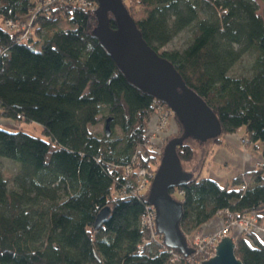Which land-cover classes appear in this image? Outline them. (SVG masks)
Returning <instances> with one entry per match:
<instances>
[{"label":"trees","instance_id":"trees-1","mask_svg":"<svg viewBox=\"0 0 264 264\" xmlns=\"http://www.w3.org/2000/svg\"><path fill=\"white\" fill-rule=\"evenodd\" d=\"M123 1L147 44L171 61L216 113L221 133L243 127L247 141L262 147L260 163L230 181L192 176L169 190L182 202V234L188 241L222 208L236 217L256 213L260 222L264 20L258 4ZM7 18L29 24L26 40L3 25ZM93 24L91 9L75 0H0V114L16 124L39 123L46 136L0 127V157L18 161L10 177L0 166V264H168L162 240L151 239L140 225L148 192L139 187L138 174L155 172L160 161L163 148L149 137V123L168 106L129 84L91 35ZM110 24L115 26L114 19ZM186 29L185 45L161 49ZM248 54V71L233 73ZM108 117V133L92 128L102 120L106 125ZM172 120L178 131L175 115L168 125L173 127ZM156 132L165 141L174 130ZM192 152L185 141L177 146L182 160ZM104 206L109 215L95 228ZM250 241L236 236L234 253L242 264H264V241L254 233Z\"/></svg>","mask_w":264,"mask_h":264},{"label":"water","instance_id":"water-1","mask_svg":"<svg viewBox=\"0 0 264 264\" xmlns=\"http://www.w3.org/2000/svg\"><path fill=\"white\" fill-rule=\"evenodd\" d=\"M96 3V8L92 10L95 20L90 29L91 35L113 59L117 70L129 84L166 104L182 126L181 133L168 139L163 146L146 200L155 208L156 230L163 235L164 245L189 255L193 247L187 244L179 223L182 202L169 191L185 184L193 176L181 168L177 146L188 137L200 141L217 138L221 133V124L210 105L183 81L174 64L143 39L123 0H96ZM111 18L115 21L114 27L110 24ZM109 120L110 117L106 118L107 133ZM109 212V206L98 211L95 228L104 222ZM234 239L231 235H223L216 242L213 256L200 260L198 264H242L234 253Z\"/></svg>","mask_w":264,"mask_h":264},{"label":"rangeland","instance_id":"rangeland-1","mask_svg":"<svg viewBox=\"0 0 264 264\" xmlns=\"http://www.w3.org/2000/svg\"><path fill=\"white\" fill-rule=\"evenodd\" d=\"M254 1L258 4L257 12L260 13L264 20V0ZM96 6L95 4H93L91 11L95 9ZM30 15L31 13H28L25 16V19H29ZM64 24L65 23L63 22L60 25ZM26 27L30 29L29 25H26ZM189 33L190 32L188 29L182 30V32L171 38V41L161 47V49H172L173 47L181 48L187 43L189 39ZM32 45L34 49H39L40 47L39 44ZM249 61V54L242 56L241 59L237 61V63L232 67L233 73H246L249 69ZM161 115L164 116L162 120H160ZM172 117V113L169 110H166V107H164L163 110L160 111V113H157L155 116H153L152 120L149 123V126L151 127V133L149 137L152 140L155 139V141H157V143L160 144L162 148L168 139L175 137V135L180 134L182 131L181 125L180 129L177 131L178 126L175 125L174 120L171 121L173 127L170 128L168 122ZM0 127L8 130L22 129L33 135H38L42 138H46V136L41 133V125L36 122L22 121L16 124L12 118L5 117L0 114ZM92 128L95 131L101 132L105 128V122L102 120L97 125L92 126ZM163 129H171L172 131L174 130V132L170 133L171 135L168 136V138H165V141L162 139V137L156 135L157 130ZM160 134H162V131H160ZM219 135V142L215 141L213 138H209L206 141H200L198 139L196 140L193 137H188L185 142L186 144L188 143L190 147H192L193 152L189 159H181V168L186 172H191L195 177L213 178L219 184H221L225 181H230L234 175H236L237 173H241L247 167H253V165H258L260 163L258 160L261 159L260 151L262 147L255 148L253 144L251 145L247 141V137L244 133L243 127H240L236 131H232L229 133L223 132ZM0 166L5 172L6 176L10 177L15 171V168L18 166V161L0 157ZM144 182H146L145 187L146 190H148L151 181L146 178ZM173 196L175 198H178L177 193H174ZM257 223L264 225V223H261L259 221H257ZM194 236L195 231L189 235V240L187 241V244H189V246H191V242H193Z\"/></svg>","mask_w":264,"mask_h":264},{"label":"built area","instance_id":"built-area-1","mask_svg":"<svg viewBox=\"0 0 264 264\" xmlns=\"http://www.w3.org/2000/svg\"><path fill=\"white\" fill-rule=\"evenodd\" d=\"M82 6L92 8L93 4L96 6V0H75ZM95 8V7H94ZM5 27L8 29L19 30V41L26 40L29 36L30 29L26 27L25 23H20L17 20H12L10 18L5 19L4 21ZM22 30V31H21ZM164 108V107H163ZM163 108L161 110H163ZM159 110V111H161ZM171 113L172 111L170 108H166ZM163 115L160 116V120L163 119ZM153 136V134H152ZM128 168V167H127ZM127 171H129L127 169ZM141 177L140 181V188L145 187L146 182L145 179L153 178L155 172L149 171L146 169H140L138 173ZM245 183H242L244 186ZM216 215L221 218L223 221L222 226L219 229H215L212 231H204L202 228L199 231H195V236L193 238V242H191V246L193 247V251L189 255H183L181 252H176V250L172 247H167L166 245L161 244V249L168 253V264H198L200 260L209 258L213 256L214 249L216 246V242L223 236V235H231L233 238L242 234L244 238L248 242L252 244L250 241V236L254 232L255 228L262 230L264 233V225L257 223V215L256 213H247L241 217H236L234 213H232L227 208H222L221 210H217ZM155 208L152 204L146 202L145 210L141 213L140 216V225L146 229L147 234L151 239L155 240H162L163 242V235L157 232L156 224H155ZM264 241V239H263Z\"/></svg>","mask_w":264,"mask_h":264},{"label":"crops","instance_id":"crops-1","mask_svg":"<svg viewBox=\"0 0 264 264\" xmlns=\"http://www.w3.org/2000/svg\"><path fill=\"white\" fill-rule=\"evenodd\" d=\"M261 211L262 210H260V212ZM261 213H263V211ZM260 222L264 223V218ZM222 223H223V221L221 220V218L216 215L210 221H208L207 223H204L202 226V229L204 231L209 232V231H212L215 229H219L222 226ZM253 231H254L253 233H254L255 237H257L258 240L263 241L264 233L262 232V230L255 228Z\"/></svg>","mask_w":264,"mask_h":264}]
</instances>
